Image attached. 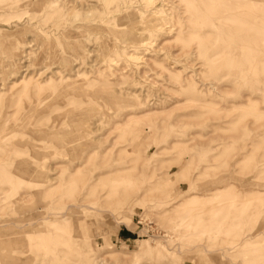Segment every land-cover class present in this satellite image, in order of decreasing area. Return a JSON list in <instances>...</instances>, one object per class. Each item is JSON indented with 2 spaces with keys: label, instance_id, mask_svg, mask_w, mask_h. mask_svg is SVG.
Wrapping results in <instances>:
<instances>
[{
  "label": "rangeland",
  "instance_id": "1",
  "mask_svg": "<svg viewBox=\"0 0 264 264\" xmlns=\"http://www.w3.org/2000/svg\"><path fill=\"white\" fill-rule=\"evenodd\" d=\"M0 264H264V0H0Z\"/></svg>",
  "mask_w": 264,
  "mask_h": 264
},
{
  "label": "bare ground",
  "instance_id": "2",
  "mask_svg": "<svg viewBox=\"0 0 264 264\" xmlns=\"http://www.w3.org/2000/svg\"><path fill=\"white\" fill-rule=\"evenodd\" d=\"M15 84H17V83H15Z\"/></svg>",
  "mask_w": 264,
  "mask_h": 264
}]
</instances>
